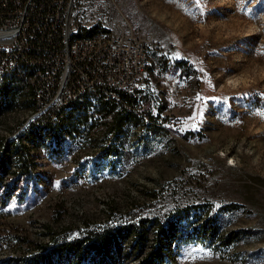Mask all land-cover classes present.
<instances>
[{
    "label": "rangeland",
    "instance_id": "1",
    "mask_svg": "<svg viewBox=\"0 0 264 264\" xmlns=\"http://www.w3.org/2000/svg\"><path fill=\"white\" fill-rule=\"evenodd\" d=\"M75 18L147 39L152 117L146 103L113 129L98 112L89 137L33 149L24 174L14 146L35 129L33 100L15 75L22 97L0 118V264L179 210L174 264H264V0H76Z\"/></svg>",
    "mask_w": 264,
    "mask_h": 264
},
{
    "label": "built area",
    "instance_id": "2",
    "mask_svg": "<svg viewBox=\"0 0 264 264\" xmlns=\"http://www.w3.org/2000/svg\"><path fill=\"white\" fill-rule=\"evenodd\" d=\"M75 5L76 0H0V79L4 65L18 61L37 64L34 76L43 104L27 125L54 118L62 99L86 94L97 83L151 87L148 41L127 24L105 32V48H97V39L78 43V54L65 56L66 38L76 30ZM107 97L138 114L145 107L144 95L141 101L112 94Z\"/></svg>",
    "mask_w": 264,
    "mask_h": 264
},
{
    "label": "trees",
    "instance_id": "3",
    "mask_svg": "<svg viewBox=\"0 0 264 264\" xmlns=\"http://www.w3.org/2000/svg\"><path fill=\"white\" fill-rule=\"evenodd\" d=\"M17 74L18 72L9 73L5 82L0 85V117L16 109L20 101L19 97H22V89L19 88L15 76ZM20 87L22 86L20 85ZM89 100L86 97L74 103L73 111L59 128L45 134H41L38 130H32L22 136L14 146L17 157L14 161L24 174L30 172V154L33 149L39 146L47 147V142L51 140L55 145L53 146L55 151L58 146L62 145L67 135L72 138L90 136V130L95 125L89 126V131L82 129V125H88L89 119L92 117L88 114L89 106L92 105ZM144 100L145 105L147 103L148 106L147 114L152 117L149 110L151 101L147 92L144 95ZM29 102L31 106L33 102L31 100ZM99 105L98 108L97 103L95 104L94 112L96 114L102 112L105 118L111 116L110 120L103 121V123L107 122L111 128L115 125L118 126V122L119 125H122L126 119L145 117L137 112L119 107L113 101L102 100ZM116 126L113 129H116ZM183 212V210H179L177 214L173 213L166 224L156 218H150L120 229L91 233L85 238L73 241L54 237L55 246L39 245L41 250H37L39 252L27 261L28 264H125L129 256H139L147 249L145 257H142L138 264H174L176 252L173 250V245L179 241L177 226L181 218L187 214L183 215ZM200 226L213 234L218 230L217 222L211 219L201 223ZM90 252L93 253V259L88 258Z\"/></svg>",
    "mask_w": 264,
    "mask_h": 264
},
{
    "label": "bare ground",
    "instance_id": "4",
    "mask_svg": "<svg viewBox=\"0 0 264 264\" xmlns=\"http://www.w3.org/2000/svg\"><path fill=\"white\" fill-rule=\"evenodd\" d=\"M109 25V24H108ZM111 26V25H110ZM88 31V32H87ZM111 31V27L92 25L76 24V30L73 34L66 38L65 56H72V54H78V43H92L97 39V48H105V32ZM84 32V33H83ZM37 64L33 61H18L14 64H7L3 66V74L1 75L0 85H2L8 74L11 72H18L22 74L29 81V91L33 100V107L31 109V120H34V116H37V112H40V104H43V96H40L38 90V78L36 75ZM147 84L135 83L133 89L131 85H121L118 82H111L110 84L97 83L96 88H89L87 93H78L73 98L62 99V104L57 105L55 108V117L49 119H40L34 122V128L32 130H38L41 134H45L49 131L59 128L70 113L73 111L74 103L81 101L84 98H89L91 106H89V113L92 118H97L98 114L95 111V104L98 100L112 101L107 97L108 94L117 98H123L126 101H141V95ZM138 92V93H134ZM116 102L119 107H123L118 101ZM131 111L130 108H124ZM144 113V107H140V114ZM101 115V114H100ZM2 118V116L0 117ZM98 119V118H97ZM33 128V127H32ZM6 173L4 167L0 168V183L1 178ZM1 187V186H0ZM4 196V195H3ZM7 194L5 195V197ZM1 203V202H0Z\"/></svg>",
    "mask_w": 264,
    "mask_h": 264
}]
</instances>
